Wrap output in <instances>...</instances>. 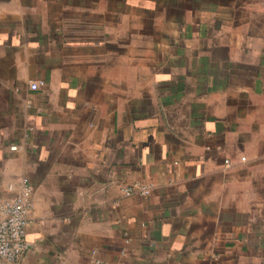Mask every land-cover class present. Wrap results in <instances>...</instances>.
Here are the masks:
<instances>
[{
  "label": "crops",
  "instance_id": "0c3cea01",
  "mask_svg": "<svg viewBox=\"0 0 264 264\" xmlns=\"http://www.w3.org/2000/svg\"><path fill=\"white\" fill-rule=\"evenodd\" d=\"M23 180L6 264H264V0H0V198Z\"/></svg>",
  "mask_w": 264,
  "mask_h": 264
},
{
  "label": "built area",
  "instance_id": "2783aa9c",
  "mask_svg": "<svg viewBox=\"0 0 264 264\" xmlns=\"http://www.w3.org/2000/svg\"><path fill=\"white\" fill-rule=\"evenodd\" d=\"M42 82L30 84L32 90L38 89ZM225 163L229 165V161ZM139 189L148 194V187L132 186L125 189L130 195ZM32 204V188L23 180L21 192L11 198H0V264L18 261L28 249L26 232L28 227V212Z\"/></svg>",
  "mask_w": 264,
  "mask_h": 264
}]
</instances>
